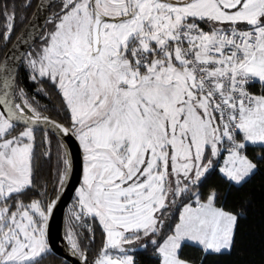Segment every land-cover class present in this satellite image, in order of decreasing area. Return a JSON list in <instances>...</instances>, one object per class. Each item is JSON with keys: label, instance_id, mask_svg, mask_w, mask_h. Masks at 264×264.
<instances>
[{"label": "snow or ice", "instance_id": "snow-or-ice-1", "mask_svg": "<svg viewBox=\"0 0 264 264\" xmlns=\"http://www.w3.org/2000/svg\"><path fill=\"white\" fill-rule=\"evenodd\" d=\"M0 49V264L55 254L73 185L77 264L233 253L246 215L203 188H242L264 164V0H0Z\"/></svg>", "mask_w": 264, "mask_h": 264}, {"label": "trees", "instance_id": "trees-1", "mask_svg": "<svg viewBox=\"0 0 264 264\" xmlns=\"http://www.w3.org/2000/svg\"><path fill=\"white\" fill-rule=\"evenodd\" d=\"M22 0H17L21 3ZM36 0H34L35 4ZM35 7L27 12L24 23H17L15 36L23 29L33 15ZM10 46V45H9ZM3 49H0L2 52ZM30 90H31V86ZM258 91V88L253 89ZM42 103H55V98L51 101L48 98H41ZM55 118V114L53 113ZM53 160L51 165H46L43 169V179L49 184L55 180V140H53ZM257 153L249 151L253 158ZM215 187L219 193L218 204L230 211L243 210L246 219L240 221L238 229L237 244L230 256H210L203 261V264H264V164L259 166V170L252 179L242 188L230 187L219 176H212L208 179L203 191ZM64 223V230L65 225ZM101 235L96 236V242L92 246L90 257L95 255L101 244ZM184 256L188 259L197 261L199 264L201 254L195 249H185ZM138 264H152L150 253L141 252L137 255ZM45 264H64L53 257L45 261Z\"/></svg>", "mask_w": 264, "mask_h": 264}, {"label": "water", "instance_id": "water-1", "mask_svg": "<svg viewBox=\"0 0 264 264\" xmlns=\"http://www.w3.org/2000/svg\"><path fill=\"white\" fill-rule=\"evenodd\" d=\"M44 2L47 4L48 0H44ZM35 11H36V9H35ZM35 11H34V13H35ZM32 16H31L30 20L32 19ZM29 21H28V23H29ZM28 23H27V25H28ZM13 43H15V41ZM70 147L72 148V151L74 154L78 153V148L75 146L74 142L72 144H70ZM73 159L75 162V155H74ZM74 180H78V177H74ZM74 186L75 185L70 186L68 191L65 193V196L63 198V201H62L60 207L58 208L57 212L55 213L53 219L50 221V224H49L50 239L55 242L54 243V247H55L54 256L56 258L62 260L66 264H77L76 258L71 256V254H70L69 250L67 249L65 242L63 240V225H64L65 214H66L68 206L70 205V203L73 200L72 188Z\"/></svg>", "mask_w": 264, "mask_h": 264}, {"label": "flooded vegetation", "instance_id": "flooded-vegetation-1", "mask_svg": "<svg viewBox=\"0 0 264 264\" xmlns=\"http://www.w3.org/2000/svg\"><path fill=\"white\" fill-rule=\"evenodd\" d=\"M35 11V10H34ZM30 20V19H29ZM28 23V22H27ZM27 23H26V25H27ZM25 25V26H26ZM25 26L23 27V29L25 28ZM23 29L19 32V34L23 31ZM19 34L17 35V36H19ZM15 41V39L13 40V42ZM11 46V45H10ZM9 46V47H10ZM71 205H72V202L70 203V205L68 206V208H67V211H66V214H65V219H64V223H65V221H67V218H68V212H69V209L71 208ZM63 236H64V225H63ZM66 245V244H65ZM68 249V248H67ZM69 250V249H68ZM70 252V251H69ZM53 258H55V259H57V260H59V261H62V260H60V259H58V258H56L54 255L52 256ZM62 263H64L63 261H62ZM64 264H66V263H64Z\"/></svg>", "mask_w": 264, "mask_h": 264}]
</instances>
